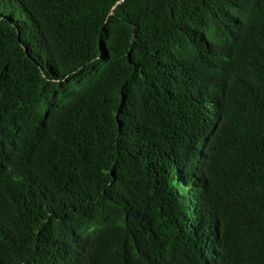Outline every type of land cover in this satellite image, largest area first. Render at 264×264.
<instances>
[{
  "label": "trees",
  "instance_id": "1",
  "mask_svg": "<svg viewBox=\"0 0 264 264\" xmlns=\"http://www.w3.org/2000/svg\"><path fill=\"white\" fill-rule=\"evenodd\" d=\"M0 264H264V0H0Z\"/></svg>",
  "mask_w": 264,
  "mask_h": 264
}]
</instances>
